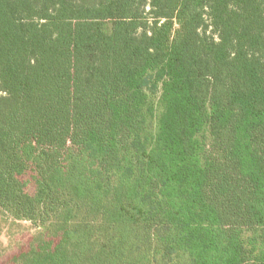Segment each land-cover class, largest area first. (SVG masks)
I'll return each mask as SVG.
<instances>
[{
	"label": "trees",
	"instance_id": "16d2710c",
	"mask_svg": "<svg viewBox=\"0 0 264 264\" xmlns=\"http://www.w3.org/2000/svg\"><path fill=\"white\" fill-rule=\"evenodd\" d=\"M0 205L19 264H264V0H0Z\"/></svg>",
	"mask_w": 264,
	"mask_h": 264
},
{
	"label": "rangeland",
	"instance_id": "374dc122",
	"mask_svg": "<svg viewBox=\"0 0 264 264\" xmlns=\"http://www.w3.org/2000/svg\"><path fill=\"white\" fill-rule=\"evenodd\" d=\"M22 216V215H21ZM16 217L8 209L0 205V264H19L15 257L20 256L28 246L30 241L43 231L44 224H48L44 218L38 215L34 219H26L24 217ZM148 245L147 243L143 242ZM146 245L137 243L135 245V253L147 252ZM154 249V253H156ZM157 254V253H156ZM148 258H144L142 262H148ZM160 263V257L158 256Z\"/></svg>",
	"mask_w": 264,
	"mask_h": 264
}]
</instances>
